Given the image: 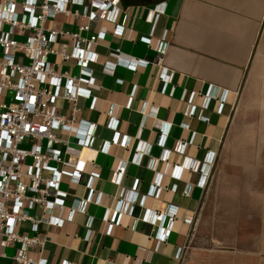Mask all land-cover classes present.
<instances>
[{
	"label": "crops",
	"instance_id": "crops-1",
	"mask_svg": "<svg viewBox=\"0 0 264 264\" xmlns=\"http://www.w3.org/2000/svg\"><path fill=\"white\" fill-rule=\"evenodd\" d=\"M120 4L92 27L105 33L87 71L48 58L80 80L82 93L77 112L73 102H57L78 129L57 133L77 149L78 140H93L79 182L62 178L68 194L55 215L64 226L41 223L45 241L30 256L45 264H264V0ZM86 23L61 14L46 28ZM53 48L72 51L70 38ZM93 173L96 195L72 213ZM117 209L124 214L111 225Z\"/></svg>",
	"mask_w": 264,
	"mask_h": 264
},
{
	"label": "built area",
	"instance_id": "built-area-1",
	"mask_svg": "<svg viewBox=\"0 0 264 264\" xmlns=\"http://www.w3.org/2000/svg\"><path fill=\"white\" fill-rule=\"evenodd\" d=\"M84 1L0 0V249L13 248L12 256L4 252L0 258H10L14 264H45L29 254L31 249L41 251L43 247L45 240L39 225L64 226V220L55 215L63 209L68 194L61 190L62 178L66 175L78 183L89 162L82 151L93 139L78 140L81 149H77L57 133L78 130L73 118L58 111L57 102H73V111L77 112L76 101L82 93L76 84L80 80L67 72H58L48 58L57 55L87 71L88 65L97 61L92 46L105 33L101 30L91 34L92 27L110 7L121 5L122 0H89L90 5ZM73 6L77 8L72 9ZM92 7L97 11L93 12ZM61 14L85 19L87 23L70 32L56 26L47 29L46 23ZM158 15L155 9L150 19H157ZM83 32L90 35L85 37ZM115 32L121 33L122 28ZM62 36L70 38L72 51L53 48ZM119 52L117 49L116 53ZM109 68L106 71L110 72ZM106 146L101 148L102 152ZM214 160L211 158L209 164ZM97 176L90 175L85 184L87 197L74 199L72 213L84 211L94 198ZM207 181L208 177L200 183L203 189ZM123 195L119 206L124 202ZM36 209L42 211V217L35 215ZM123 214L117 209L109 220L111 225L117 226ZM154 218L160 219L161 215ZM24 223L30 224L28 231L22 227ZM181 256L180 249L176 257Z\"/></svg>",
	"mask_w": 264,
	"mask_h": 264
},
{
	"label": "trees",
	"instance_id": "trees-1",
	"mask_svg": "<svg viewBox=\"0 0 264 264\" xmlns=\"http://www.w3.org/2000/svg\"><path fill=\"white\" fill-rule=\"evenodd\" d=\"M153 0H122V3L125 5H146V4H152L155 2H152ZM162 0H157L156 2H160Z\"/></svg>",
	"mask_w": 264,
	"mask_h": 264
},
{
	"label": "rangeland",
	"instance_id": "rangeland-1",
	"mask_svg": "<svg viewBox=\"0 0 264 264\" xmlns=\"http://www.w3.org/2000/svg\"><path fill=\"white\" fill-rule=\"evenodd\" d=\"M157 0H153L152 2H156ZM21 39H25V38H21ZM1 100V99H0Z\"/></svg>",
	"mask_w": 264,
	"mask_h": 264
}]
</instances>
